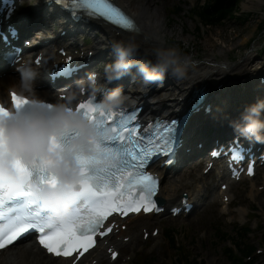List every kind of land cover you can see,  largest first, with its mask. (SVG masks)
I'll return each instance as SVG.
<instances>
[{"label": "clouds", "instance_id": "obj_1", "mask_svg": "<svg viewBox=\"0 0 264 264\" xmlns=\"http://www.w3.org/2000/svg\"><path fill=\"white\" fill-rule=\"evenodd\" d=\"M146 41L133 34L112 44L113 59L103 65L102 70L90 71L69 86L60 95L64 99L49 101L39 95L35 80L39 69L24 65L18 69L21 78L9 89L27 97L29 103L17 109L7 98L0 97V105L8 109V114L0 116V130L6 140V150L0 149V181L15 178L18 173L13 164L14 157H20L31 164L47 159L49 170L56 174L55 184H44L38 175L31 181L32 193L48 215L56 221L67 220L74 211L71 195L84 178L77 154L91 153L99 143L102 128L98 121L76 107V102L87 94L90 107L103 112H116L135 105L138 97L125 92L123 85L109 87L136 69L141 79L132 90L147 93L151 87H163L171 77L177 84L188 80L191 58L178 46L158 44L145 47ZM143 47L146 56L139 55ZM131 87V86H130ZM168 93H161L166 98ZM233 130L241 137L264 144V98L247 104L239 117L232 120ZM55 138V143L53 142ZM25 254L11 250L0 256V264H24Z\"/></svg>", "mask_w": 264, "mask_h": 264}, {"label": "snow or ice", "instance_id": "obj_2", "mask_svg": "<svg viewBox=\"0 0 264 264\" xmlns=\"http://www.w3.org/2000/svg\"><path fill=\"white\" fill-rule=\"evenodd\" d=\"M73 3H77V0H73ZM79 6L90 9L89 15H100L125 29L139 30L132 19L108 0H79ZM61 71L69 72L71 69L63 68ZM202 100L203 96L193 105V110L199 109V102ZM12 102L19 109L27 105L29 100L13 92ZM78 108L86 114L90 113L91 118L99 122L102 134L93 152L77 154L84 178L71 194L74 198L73 213L67 220L56 221L41 207L32 193L31 181L36 175L44 184L57 183L56 174L49 170V160L41 159L28 164L20 157H14L13 164L18 175L13 179L0 181V208L6 202L17 207H9L7 213L0 211V249L12 245L18 239L27 238L29 233H38L40 244L49 252L69 256L78 249L87 251L92 247L94 236L105 234L101 231V226L112 213L140 212L141 208L144 211L160 210L152 200L157 180L147 173L146 164L156 154L175 155L174 148L181 143L183 122L172 119L162 123L157 120L156 127L160 128L157 134L151 126L147 129L140 128L134 111L123 109L118 113L103 112L91 108L88 100L80 103ZM7 114L8 109L0 105V116ZM138 128L139 135L136 134ZM53 142L55 143V138ZM151 148L155 151H150ZM0 149L6 150L2 130ZM212 155L218 156L220 153L213 152ZM125 189L129 194L127 200L124 199ZM136 189H139V198L133 199L131 193ZM85 201L87 203L81 209L79 206ZM107 231L111 232L112 228H107Z\"/></svg>", "mask_w": 264, "mask_h": 264}, {"label": "bare ground", "instance_id": "obj_3", "mask_svg": "<svg viewBox=\"0 0 264 264\" xmlns=\"http://www.w3.org/2000/svg\"><path fill=\"white\" fill-rule=\"evenodd\" d=\"M37 6L33 7L31 11H26L25 15L26 17L21 18L20 20H12L13 23H18L22 27L25 28L24 32L32 34L35 37L44 36V30L43 27L50 25L52 22H59L60 26L63 27L64 25V19L62 16L57 14L58 11H54V14L50 16V18H46L41 16L38 20H34V17L38 13L45 12L48 9L47 1L44 0H36ZM119 4H121L132 16H134L139 23L140 26V33H136L138 39L141 41H146L145 47H151L158 44L166 45V40L164 38V34L168 30L166 27L167 25V18L168 13L166 7H161L153 5L152 0H116ZM264 0H246L244 2L245 8H253L255 5L258 6L261 3H263ZM44 4V5H43ZM100 31L103 34V37L98 36L95 39V42L93 44V55L98 56L102 54L104 51L109 50L110 53L112 52V44L114 41L125 39L130 35V33L121 34L120 36L116 35V32H118L117 29H114L112 25H105L104 28H99ZM79 32L80 29L78 30ZM71 32V30H70ZM60 37L55 36L53 38V41L55 43H58ZM247 38L245 39V41ZM206 47L210 50L207 54V58L203 62H196L194 61L191 54H188L191 58L192 65L190 68V74L189 79L186 80L183 84H177V82L172 79L171 77L168 78V83L165 84L164 89H161L159 87H153L152 92H149L148 98L145 99L144 96H135L138 97V101L143 100L144 102L147 101V107L145 110V116L151 117L152 115L159 113L164 114L168 111H174L177 112V109L185 105V100L189 97V95L192 93L193 89L199 85H211V84H217L220 83V81L226 80L228 77V81L234 79H246L248 77L253 76V68L249 66V61L251 60L252 55L245 56L241 61L237 62H227V59L222 60L223 58L229 57L230 54H226V52H229L226 48H220V50L215 53L213 52V48L216 46V43L211 40L210 38H207L205 41ZM81 48H83V52L85 55H88L90 52L89 50L85 49V45L79 43L78 44ZM237 45V43L233 44V48ZM142 51H144L143 47L141 48ZM38 52H41L45 57V64H42L41 67H38L40 72H48L53 67V62H62L64 60L63 56L59 54V52H54V50H39ZM216 56L221 58L222 61L216 60ZM154 57H152V60L154 61ZM219 62V64L214 63ZM223 65H226L225 67ZM42 68V70H41ZM88 70V68L85 69V71ZM136 70V69H135ZM132 74V73H131ZM40 77V75L38 76ZM132 76H130L128 79H131ZM38 79V78H37ZM42 80V77L40 80L35 81V88L39 95H43L45 97H56L58 96L52 92L50 89H39L37 86L40 84ZM44 80V79H43ZM20 81V77L16 74L8 73L5 77L0 78V97L7 98L10 101V94L9 89L5 90V87L9 86L13 87V85L18 84ZM46 82V81H44ZM161 93H168L166 98H161ZM264 91H258V96H263ZM158 99H160L158 101ZM243 101H249L254 100V94L246 96L242 99ZM158 101V102H157ZM156 102V103H154ZM223 104H226V106H223ZM235 103H218L214 105V110H217L216 117H221L223 111V107H229L233 106ZM204 115V113L198 112L194 114L189 121V127H191V133H193L196 130V133L198 132L199 127V119L200 116ZM197 119V120H196ZM205 124H213L211 118H206L204 121ZM163 171H161V174ZM177 175H173L172 173H169L164 180V184L162 186V193L166 200H176L177 197L180 194V189H189L187 185L189 182L184 183L182 180H178L176 178ZM205 179V177H203ZM179 183V184H178ZM178 186V187H177ZM195 189V188H194ZM193 189V190H194ZM182 190V191H183ZM201 189L197 191V193H200ZM134 221V220H133ZM154 220L151 219H138L136 220V223H140L143 226L150 225ZM156 221H160V217H156ZM114 243L115 241L112 240ZM18 246H15L13 248H10L9 250L5 251V253L16 250ZM18 251H21L25 254V261L24 264H66L68 260L62 259V258H53L50 255H47L41 248L37 246L34 240L28 241L26 244L22 245L21 247L17 248ZM42 255H44L42 257ZM107 256L105 250L102 247H99L95 254L92 256L93 259H97L99 262L102 261V259ZM110 261V260H109ZM121 261V260H117ZM88 260L84 262V264H87ZM111 264H113L110 261ZM209 264H213V262H210Z\"/></svg>", "mask_w": 264, "mask_h": 264}, {"label": "rangeland", "instance_id": "obj_4", "mask_svg": "<svg viewBox=\"0 0 264 264\" xmlns=\"http://www.w3.org/2000/svg\"><path fill=\"white\" fill-rule=\"evenodd\" d=\"M197 1L198 0H152L153 5L160 6V8L166 7L169 17L173 15L172 12H177L178 8L184 10L181 11L180 14L174 16L173 22L170 28H168L167 39L170 40L168 46H178L183 53L193 51L194 54H196V51H198L200 57L197 59L204 61L205 56L209 52L206 49L205 40L211 38L216 43L213 51H218L220 48H230L228 49L230 53V59L228 60L237 62L242 60L251 51L252 47L248 42L252 39L254 41V58L249 61V65L251 68L255 69L257 64L264 63V17L262 15V13H264V6L255 5L252 9L248 10L244 7V2L246 0H243L240 3V12H238V14L243 12L250 13L248 22L244 20L234 21L227 19L225 23L220 26H206V32L203 33L197 30V21L192 18V14L189 12ZM46 13L49 12L46 11ZM61 30L58 22H52L50 25L45 26L43 37L57 36ZM195 30L197 37L193 35ZM189 35L193 38L185 40ZM246 38L247 41L244 42ZM64 39L68 38H62L63 42L65 41ZM177 42H182L183 44H177ZM237 42L243 44L233 48V44ZM110 54L111 53L107 54L104 58V62L113 59V57H110ZM225 58L227 59L228 57L225 56ZM103 65H101L100 68H103ZM128 83L132 87L131 80H129ZM200 168L201 165L197 168L189 169L188 179L190 177L197 178ZM262 200L264 201V196H262ZM183 223L185 227L177 229L175 237V241L182 244L184 248L181 257L179 259L178 256L175 257V247L169 249L168 244L165 243L160 254L154 253L156 264L161 263L162 259H165L164 264H183L181 259H186V255L189 252L191 255L190 258H195L199 264H209L210 262H213V264H231L226 248H223L224 245L227 244V240L225 239L226 241H222L219 238L221 235H228L230 240L234 242H236V240L240 241L241 239L242 241L240 242L243 245L253 246L257 250H264L262 229L256 230L254 236L247 235L243 238V233L239 232L237 229V223L230 224L228 216L221 215L216 207L200 216H193L190 220ZM252 231L251 229L250 232ZM167 232L168 234L170 233V227L167 229ZM167 250L172 251V259H166ZM255 254L258 255V258L253 264H264V253L258 254V252H255ZM238 255L244 258L243 254L240 252ZM246 259L248 258H245V260Z\"/></svg>", "mask_w": 264, "mask_h": 264}, {"label": "trees", "instance_id": "obj_5", "mask_svg": "<svg viewBox=\"0 0 264 264\" xmlns=\"http://www.w3.org/2000/svg\"><path fill=\"white\" fill-rule=\"evenodd\" d=\"M238 0H207L198 2L195 7L197 14L209 23L216 24L238 7ZM222 10V14L217 15Z\"/></svg>", "mask_w": 264, "mask_h": 264}]
</instances>
